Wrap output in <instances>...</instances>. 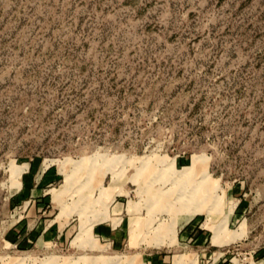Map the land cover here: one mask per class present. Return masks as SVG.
<instances>
[{
  "label": "rangeland",
  "instance_id": "rangeland-1",
  "mask_svg": "<svg viewBox=\"0 0 264 264\" xmlns=\"http://www.w3.org/2000/svg\"><path fill=\"white\" fill-rule=\"evenodd\" d=\"M152 254L264 264V0H0V264Z\"/></svg>",
  "mask_w": 264,
  "mask_h": 264
},
{
  "label": "crops",
  "instance_id": "crops-1",
  "mask_svg": "<svg viewBox=\"0 0 264 264\" xmlns=\"http://www.w3.org/2000/svg\"><path fill=\"white\" fill-rule=\"evenodd\" d=\"M127 211V210H126ZM133 218V217H132ZM131 218V219H132ZM131 221V220H130ZM112 222V220H111ZM130 224V223H129ZM113 225V224H112ZM194 229V226L191 225V226H188V227H185L183 233H184V236L186 237L187 235L191 234L192 231ZM128 232H129V225H128ZM196 232V236L194 237V242H202L204 240V237L202 236V233L199 232V231H195ZM193 232V233H194ZM101 234L102 236H107L108 235V229L106 228V226H102L101 227ZM95 239V238H94ZM96 240V239H95ZM129 240V239H128ZM97 241V240H96ZM178 256L176 259L180 258L181 256V262L180 264H185L184 262L186 261V258L188 257L186 254H178V255H173L172 258H171V262L168 261L167 259H165V255H158V254H152L149 258H148V264H176L175 261V257Z\"/></svg>",
  "mask_w": 264,
  "mask_h": 264
},
{
  "label": "bare ground",
  "instance_id": "bare-ground-1",
  "mask_svg": "<svg viewBox=\"0 0 264 264\" xmlns=\"http://www.w3.org/2000/svg\"><path fill=\"white\" fill-rule=\"evenodd\" d=\"M182 204V203H181Z\"/></svg>",
  "mask_w": 264,
  "mask_h": 264
}]
</instances>
